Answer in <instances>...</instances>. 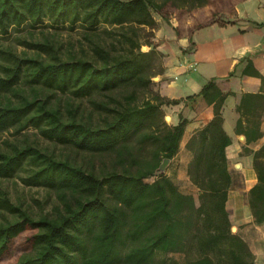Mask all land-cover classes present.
<instances>
[{"label":"trees","instance_id":"1","mask_svg":"<svg viewBox=\"0 0 264 264\" xmlns=\"http://www.w3.org/2000/svg\"><path fill=\"white\" fill-rule=\"evenodd\" d=\"M238 1L221 0L220 7L204 9L208 0H190L186 6L199 7L200 18L188 25V33L213 22H230L220 13L232 11ZM170 5L177 4L0 0V34L24 25L32 29L47 23L55 29L79 25L88 42L80 52L62 50L55 32H43L42 39L21 41L30 51L0 48L6 59L0 64V130L13 127L18 132L29 125L36 129L32 138L5 140L6 147L0 146V179L16 175L24 185L47 192L34 210L13 201L0 182V264H6L3 258L15 248L19 253L7 264H252L254 255L231 231L226 210L232 176L225 148L231 139L221 112L226 94L213 79L197 93L212 106L213 115L184 144L190 153L185 171L196 195L182 192L158 170L163 158L175 157L187 122L180 116L176 123H167L162 106L181 98L152 88L151 77L162 70L153 71L159 60L153 13L166 19ZM103 33L115 37L106 41ZM138 89L143 92L140 103ZM93 96L97 119L84 116L79 103L74 104L76 98ZM254 97L242 95L237 106L241 115L248 114ZM239 124L240 120L236 130ZM242 131L248 140L260 136L257 125ZM38 134L53 145L102 161L85 165L69 153L42 145ZM245 151L252 153L257 178L247 193L248 206L254 222L261 223L264 142ZM157 253L182 257L159 258Z\"/></svg>","mask_w":264,"mask_h":264},{"label":"crops","instance_id":"2","mask_svg":"<svg viewBox=\"0 0 264 264\" xmlns=\"http://www.w3.org/2000/svg\"><path fill=\"white\" fill-rule=\"evenodd\" d=\"M223 13V19L230 22H213L195 28L191 34L187 27L194 18H200L198 11L185 21L179 33L178 21L158 24L153 31L162 70L155 84L161 95L181 98L179 103L169 105L172 123L180 116L187 119L179 150L213 115L212 106L197 95L202 85L213 79L226 94L221 112L223 128L231 139L225 154L232 176L226 210L235 227L231 231L240 235L254 255L252 264H264V222H254L247 199L257 178L252 153L245 151L256 150L264 142V0H239L231 14ZM244 93L255 94L247 115L237 109ZM188 95L195 96L186 99ZM238 120L240 130H236ZM251 125L258 126L260 136L248 140L242 129ZM186 154L183 171L190 158L187 150Z\"/></svg>","mask_w":264,"mask_h":264},{"label":"rangeland","instance_id":"3","mask_svg":"<svg viewBox=\"0 0 264 264\" xmlns=\"http://www.w3.org/2000/svg\"><path fill=\"white\" fill-rule=\"evenodd\" d=\"M171 1H174L177 5L176 6L170 5V7L167 10L166 19H163L158 14L153 13L154 17L157 20L156 27L158 26V24H164L165 23L164 21L168 22L169 20L173 22L180 21L181 23L180 25L182 26L185 24V21L187 19L191 18L192 16L195 15V13H197L198 11L197 9L199 8V7L188 8L186 5H189L190 0H171ZM181 5H183L186 8L184 9L181 8ZM209 5H213V6L215 5L216 7H220L221 0H208V2L204 3L202 7L206 9L207 7H209ZM223 12H228V14H231L232 11H223ZM223 12H221L220 15L223 16L224 14ZM178 18L180 19L178 20ZM43 32L44 33L55 32V38H57L62 43V50L69 48L72 51L80 52L81 47H84L85 49H87L88 47V42L83 36V28L80 27L79 25H76L73 28L63 26L60 28L56 27L55 29L53 26H50L47 23L45 25L36 27L34 29L24 25L19 29H16V28L11 29L8 34H0V48L10 47L16 51H20L22 49H27L30 51L31 49L28 48L26 44L21 41L23 39L24 40L42 39ZM113 35L115 34L114 33H103L101 34V37L102 39L109 41L110 39H114L115 36ZM147 48L148 47L146 44L141 45L142 50H147ZM5 62H6V59L4 60L0 56V64H3ZM154 63L155 64H154L153 71L156 72L162 67L160 58L159 60L157 59ZM0 74H2L1 68H0ZM157 77H158V74H155L151 77V80L153 81L152 88L155 90L157 89L156 84H155ZM26 87L27 86H25V88ZM95 97H100V96H95ZM142 98H143V92L142 90L138 89L136 102L140 103ZM92 99H94V96L76 98L74 100V104L77 102L79 103L78 110L82 111L84 116H91L93 119H97L99 117V109L94 107L92 103ZM170 112L171 111H170L169 105L162 106L163 119L167 123L172 124ZM35 132H36V129L30 125L24 129H21L18 132L13 127H10L5 130H0V146L6 147V144L4 142L5 140H11V141L15 139L22 140V139H25L26 136H28L29 138H32L34 137ZM37 137L42 145H48L49 148H53L56 152L61 151L64 154L69 153L70 156L75 157L78 161L82 162L85 165H90L91 163L100 164L102 161V157H97L96 155L93 156L91 154H88L87 152H80V151L75 152L69 147H65L60 144L53 145L51 141L42 137L40 134H38ZM186 155L187 154H186L185 147L184 148L181 147V149L176 153L175 157L172 160L173 165H171V160H169L165 166L164 172H166V174L174 180L179 190H181L182 192L192 193L196 195L197 190L195 186L191 184L185 171H183L184 170L183 164L186 160ZM0 182L3 186L6 187L8 194L13 201L15 202L22 201L24 205L29 204V206L32 207L34 210H38V204L44 199L45 196H47L46 195L47 192L45 189L38 188V187H32V186H26L20 181V179L16 175L12 177L0 179ZM51 197H53L52 193L47 197V200L51 199ZM233 230H235V227L233 228ZM17 253H19V250L15 248L7 257L3 258L2 263L7 264L9 261L15 258ZM156 256L159 258L167 257L168 259L175 258L179 261H181V257H182L181 254L179 253H167V254L157 253Z\"/></svg>","mask_w":264,"mask_h":264},{"label":"water","instance_id":"4","mask_svg":"<svg viewBox=\"0 0 264 264\" xmlns=\"http://www.w3.org/2000/svg\"><path fill=\"white\" fill-rule=\"evenodd\" d=\"M170 159L168 158H163L162 161L160 162L159 166H158V170L160 172H163L165 170V166L167 164V162L169 161ZM234 226H231V230H233Z\"/></svg>","mask_w":264,"mask_h":264}]
</instances>
